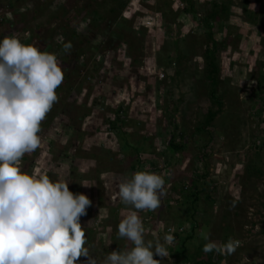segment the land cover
<instances>
[{
	"label": "rangeland",
	"instance_id": "rangeland-1",
	"mask_svg": "<svg viewBox=\"0 0 264 264\" xmlns=\"http://www.w3.org/2000/svg\"><path fill=\"white\" fill-rule=\"evenodd\" d=\"M189 2L195 15L179 0H0V39L16 36L53 53L64 70L59 100L41 124L42 143L20 167L56 180L67 165L69 190L92 201L80 223L97 264L131 247L118 237L132 209L120 202L117 181L145 171L166 182L161 207L139 213L145 240L180 233L167 246L169 258L154 259L264 264V0ZM18 15L24 32L14 31ZM211 52L219 70L216 102L206 78ZM119 110L127 145L145 148L138 156L109 130ZM210 112L207 133L198 134ZM170 141L183 148L170 150ZM193 181L200 200L192 219L178 193ZM172 193L178 202L164 203ZM205 233L220 246L239 245L231 255L205 254Z\"/></svg>",
	"mask_w": 264,
	"mask_h": 264
},
{
	"label": "clouds",
	"instance_id": "clouds-1",
	"mask_svg": "<svg viewBox=\"0 0 264 264\" xmlns=\"http://www.w3.org/2000/svg\"><path fill=\"white\" fill-rule=\"evenodd\" d=\"M2 21V19H0ZM72 48L64 45L65 52ZM64 80L57 56L22 43L16 36L0 39V264H97L86 247L80 219L92 201L69 190L67 165L57 169V179L47 174H28L20 167L26 154L42 143V121L58 102L56 90ZM67 143V137L62 141ZM165 180L151 172H136L117 181L120 202L132 209L118 225V237L131 247L112 251L103 264H162L154 256L169 258L174 237L146 241L139 215L161 207ZM205 254H233L239 241L223 246L203 234ZM111 244H109L110 246Z\"/></svg>",
	"mask_w": 264,
	"mask_h": 264
},
{
	"label": "trees",
	"instance_id": "trees-1",
	"mask_svg": "<svg viewBox=\"0 0 264 264\" xmlns=\"http://www.w3.org/2000/svg\"><path fill=\"white\" fill-rule=\"evenodd\" d=\"M179 1L186 2L185 12H188L189 14L194 13V15L196 14V11L194 10V7L189 2V0H179ZM216 7H217L216 4H214V3L211 4L212 14H210L208 17H206L207 19L211 20V19H214L216 17V11H215ZM18 16L14 17V26H13L14 27V31L15 32H20V31L24 32L26 25L23 22L22 15H18ZM9 22H11V21L9 20ZM1 24H3V23H1ZM3 26L4 25H2L1 28ZM210 31L211 30H209V33L207 34V42L211 43L212 44L211 47H212L215 43H213V36H212V32H210ZM214 54H215L214 52H211V53H208V55H207V60L209 62V66H208L209 69L207 70L206 78L209 81L210 87H211L210 98L212 99L213 102H216V100L214 98V95H215V92H216L215 88L217 86V75L219 73V70H218V67H217V64H216V61H215V55ZM121 113H122V110H119V113H116V118H115L114 122L111 123V126L109 127V130H110V132H112L116 136V138L119 139L120 143L122 144L121 146L122 147L125 146L126 153L129 152V155L134 154V155L138 156L139 154L144 152L145 148L142 145L141 146H134V147L131 146V145H127L128 144L127 143V136L128 135H126L124 132H122V130H121L122 127H118L117 126V124L121 121V119L119 121L117 117H118V114H121ZM207 117L208 118H207L206 122H204L203 125L196 130V132L198 134H206L207 133L208 128L210 126V123L214 119L215 115H214V113L210 112V113L207 114ZM121 124H123V123L121 122ZM168 148L170 150H172V151H176V150L182 149L183 145H181V144L175 145V143L170 141L169 144H168ZM191 185L192 186L190 187V190L188 192H184L186 189L184 190L182 188L180 190L181 193H178V194L182 195V197L184 198V203H186V204L188 203L190 205V206H187L185 208V210L187 211V213L189 215L192 216V219H193V218H195V213H196L195 205L200 200V197H199L200 193H199V190L197 188L198 187V183L197 182L193 181L191 183ZM172 198L174 199L173 200L174 202H178V196L175 195L174 193H172V196L167 197V198L164 199V203H167L169 205L170 202H172ZM174 232H173V237L177 238L178 235H180V233L178 234V233H176V232L174 233ZM191 238H192V235L188 239H191ZM185 250H186L185 247H183V252L182 253H184ZM206 262H207L206 264H210V260H208ZM195 264H204V261L195 262Z\"/></svg>",
	"mask_w": 264,
	"mask_h": 264
},
{
	"label": "built area",
	"instance_id": "built-area-1",
	"mask_svg": "<svg viewBox=\"0 0 264 264\" xmlns=\"http://www.w3.org/2000/svg\"><path fill=\"white\" fill-rule=\"evenodd\" d=\"M158 76V80H164L165 79V75L161 72V73H157L156 74Z\"/></svg>",
	"mask_w": 264,
	"mask_h": 264
}]
</instances>
